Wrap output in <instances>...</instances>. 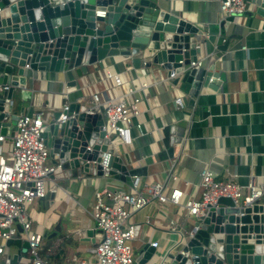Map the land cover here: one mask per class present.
Masks as SVG:
<instances>
[{
    "label": "crops",
    "instance_id": "obj_1",
    "mask_svg": "<svg viewBox=\"0 0 264 264\" xmlns=\"http://www.w3.org/2000/svg\"><path fill=\"white\" fill-rule=\"evenodd\" d=\"M157 1L168 11L188 18L203 32L206 42L202 44V68L212 69L215 88L202 87L193 98L190 92L174 85L165 70L135 69L131 59L115 57L106 59L102 68L89 67V74L83 78L70 72L34 73L35 79L31 76L26 90L15 88L14 111L18 115H41L46 120L65 106L91 107L97 94L102 101L124 98L130 103L133 96L126 97L130 87L141 98L140 115L134 123L141 124L142 131L133 127L132 143H115V148L127 171H138L136 176L142 178L144 189L146 184L157 182L164 184L167 192L179 188L187 197L200 198L201 174L211 169L219 180L232 179L242 186L253 181L264 190V16L250 2L246 12L251 15L223 19L221 0ZM221 30L225 35L222 46L228 42L226 50L217 44ZM108 71L119 74L125 85L108 80ZM71 80H76V86L68 85ZM178 98L182 105L175 104ZM172 127L184 129L180 143L172 141ZM11 143L12 138L7 137L0 144V160L10 159ZM130 186L129 181L114 177H52L47 190L54 197L36 200L28 208L32 230L42 236L40 252L44 263L94 261L100 236L93 218L95 193L107 187L128 190ZM129 222L138 226L135 259L141 260L151 243L158 242L153 260L147 263L156 264L182 241V234L191 230L196 219L187 218L181 205L151 199L130 216ZM57 224L61 228L57 237H45ZM0 245L5 246L1 240ZM5 248L10 256L20 251L16 246ZM18 264L34 263L27 253Z\"/></svg>",
    "mask_w": 264,
    "mask_h": 264
},
{
    "label": "water",
    "instance_id": "obj_2",
    "mask_svg": "<svg viewBox=\"0 0 264 264\" xmlns=\"http://www.w3.org/2000/svg\"><path fill=\"white\" fill-rule=\"evenodd\" d=\"M250 3L264 16V0ZM224 39L221 30L217 44L222 50L228 46V42L222 46ZM205 42L203 32L188 18L168 11L157 0H0V85L9 86L7 91L0 88V136L13 138L19 117L13 109V92L16 87L26 90L36 72H70L83 78L89 67L102 68L106 59L123 57L131 59L135 69L165 70L174 85L195 98L202 87L215 88L212 69L189 67L201 59ZM219 77L224 80L223 75ZM68 83L72 87L77 84L76 80ZM103 111L102 107L87 111L72 104L44 120L42 137L50 156L61 165L52 177L102 176L101 155L110 153V175L132 183L138 171H127L111 140L105 138ZM63 115L67 119L59 121ZM171 133L173 142L182 141L183 128L172 127ZM50 197L54 194L40 200ZM17 228V237L5 243L7 248L20 249L11 256L12 264H18L30 247L22 228ZM60 232L57 224L44 236L53 239ZM153 252L151 246L139 264H147ZM157 263L264 264V197L246 207L231 197H219Z\"/></svg>",
    "mask_w": 264,
    "mask_h": 264
},
{
    "label": "built area",
    "instance_id": "obj_3",
    "mask_svg": "<svg viewBox=\"0 0 264 264\" xmlns=\"http://www.w3.org/2000/svg\"><path fill=\"white\" fill-rule=\"evenodd\" d=\"M250 0H221L220 12L223 19L245 14ZM105 15V12L102 13ZM201 59L191 62L189 67H202ZM28 67V65L26 66ZM106 78L117 85H125L119 74L108 71ZM143 84V87H146ZM0 88L9 90L8 85ZM135 91L128 88L126 97L133 96L132 102L121 99L118 102L102 101L99 95H94L92 106L84 105L83 110L94 107L103 108L105 118V138L111 140L110 144L116 152L115 143L129 145L132 143V128L142 131L141 124L134 123V118L140 115L139 104L141 98L135 96ZM11 105L12 102L8 101ZM175 104L182 105L180 98ZM65 106L62 110H68ZM62 116L59 121H65ZM16 131L11 143V157L8 161L0 160V240L4 244L17 237L19 225L30 244L28 255L34 264H45L41 258L42 236L32 230L28 208L36 200L44 198L47 193V182L56 170L61 167L57 158L50 156V150L45 144L42 134L45 129L44 119L41 115L32 116L27 113L19 115ZM114 139L112 140V138ZM0 136V144L5 140ZM99 163L103 168V177L109 178L110 158L112 154L103 153ZM128 190L111 189L109 187L97 190L93 206V218L99 230V240L95 248L94 261L80 259L76 264H137L139 261L134 256V242L138 226L129 222L130 216L146 207L151 199L161 203L181 205L187 218L195 219L204 216L209 211V206L215 204L219 197H231L241 207L252 206L258 199L264 197V190L255 182H248L242 186L239 182L227 179L219 180L217 174L211 169L202 172L198 186L201 189L200 198L187 197L179 188H168L154 182L146 184L139 176H133ZM148 223L149 220L147 219ZM198 230L194 228V232ZM81 234L78 232V235ZM158 242L151 243L154 248ZM5 246L0 245V264H12L11 256L5 251Z\"/></svg>",
    "mask_w": 264,
    "mask_h": 264
}]
</instances>
